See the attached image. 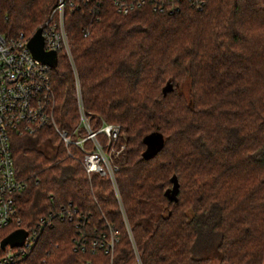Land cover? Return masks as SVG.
<instances>
[{"label": "trees", "instance_id": "obj_1", "mask_svg": "<svg viewBox=\"0 0 264 264\" xmlns=\"http://www.w3.org/2000/svg\"><path fill=\"white\" fill-rule=\"evenodd\" d=\"M56 3L0 0V35L30 38ZM93 5L65 10V30L91 129L120 128L113 162L128 229L108 178L85 173L79 148L47 127L12 137L16 176L26 184L14 196L21 226L54 215L29 261L263 264L264 0H206L201 10L183 0L173 14L144 6L119 15L110 0L92 13ZM49 75L55 124L72 132L78 111L63 53ZM152 134L162 144L144 159ZM97 138L105 147L106 137ZM69 204L88 217L89 233L105 223L117 230L112 257L73 251L75 223L56 216Z\"/></svg>", "mask_w": 264, "mask_h": 264}, {"label": "built area", "instance_id": "obj_2", "mask_svg": "<svg viewBox=\"0 0 264 264\" xmlns=\"http://www.w3.org/2000/svg\"><path fill=\"white\" fill-rule=\"evenodd\" d=\"M183 0H110V3L119 15L150 6L159 14H173L179 11ZM192 7L201 10L206 0H186ZM92 2L91 12H99L103 0H57L48 19L40 26L45 51L61 52L65 55L74 77V90L77 103L78 120L77 127L72 132L58 128L53 117L54 102L52 88L50 85L49 70L38 60L34 59L27 47V41L23 33L13 37L0 35V231L12 227L13 231L22 229L26 237L19 247L5 246L0 250V264H32L31 254L36 249L42 231L52 227L54 215L49 213L40 217L35 226L25 228L17 218L14 203L16 193L22 191L26 184L16 176L14 161L11 151L12 137H23L33 135L40 129L47 127L55 133L65 147L75 146L83 153L81 166L88 176L97 174L106 176L111 184L115 198L120 203V198L115 181V172L118 170L113 162L123 149L121 146L116 149L112 146L118 138L120 128L117 125L102 122L97 130H92L88 119L84 114L80 88L76 70L68 43L65 30V10H81ZM87 33L84 34V36ZM79 130L84 136L79 135ZM106 137L105 147L99 144L98 136ZM89 142L91 148L86 149L84 143ZM107 149L108 151H106ZM120 212L125 227L126 219L120 205ZM61 220L74 221L76 236L71 239L73 251L85 252L90 250L94 253L97 250L112 257L113 249L118 241V232L108 223L103 226V231L89 233L84 227L88 217L78 214L70 204L56 214ZM5 236L0 237L3 239ZM86 263V262H85ZM38 264H47L41 260ZM87 264H89L87 262Z\"/></svg>", "mask_w": 264, "mask_h": 264}, {"label": "water", "instance_id": "obj_3", "mask_svg": "<svg viewBox=\"0 0 264 264\" xmlns=\"http://www.w3.org/2000/svg\"><path fill=\"white\" fill-rule=\"evenodd\" d=\"M27 47L34 59L38 60L42 65L47 66L50 69L55 68L56 65V52L45 51L43 48V38L41 29L38 28L35 33L28 39ZM152 155V152L148 149L143 153V158L148 159ZM174 182H176L174 180ZM26 232L22 229L13 231L9 235L5 236L0 241V250H4L5 246L19 247L22 245Z\"/></svg>", "mask_w": 264, "mask_h": 264}, {"label": "rangeland", "instance_id": "obj_4", "mask_svg": "<svg viewBox=\"0 0 264 264\" xmlns=\"http://www.w3.org/2000/svg\"><path fill=\"white\" fill-rule=\"evenodd\" d=\"M72 56V55H71ZM73 60V58H72ZM73 65H74V61H73ZM74 68H75V65H74ZM76 70V69H75ZM74 79V77H73ZM78 79V78H77ZM78 84H79V81H78ZM80 88V86H79ZM183 92H187L188 88H187V85H184L183 88H182ZM75 92V90H74ZM55 135V133H54ZM56 136V135H55ZM57 137V136H56ZM144 143L146 144V148L148 150H150L152 153L155 152L157 149L160 148L161 144H162V140H161V137L158 135V134H152L148 137H146L144 139ZM45 152H48V150H46ZM118 205L120 206L121 203H118ZM123 211V210H122ZM124 215V214H123ZM125 217V216H124ZM210 264H220L216 259H213L211 261ZM263 264H264V260H263Z\"/></svg>", "mask_w": 264, "mask_h": 264}]
</instances>
